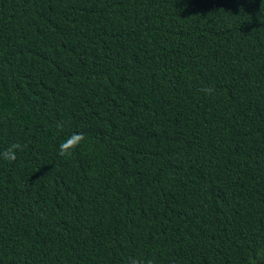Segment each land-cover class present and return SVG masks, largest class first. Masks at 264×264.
<instances>
[{"label": "trees", "instance_id": "obj_1", "mask_svg": "<svg viewBox=\"0 0 264 264\" xmlns=\"http://www.w3.org/2000/svg\"><path fill=\"white\" fill-rule=\"evenodd\" d=\"M13 143L0 264H264V0H0Z\"/></svg>", "mask_w": 264, "mask_h": 264}, {"label": "clouds", "instance_id": "obj_2", "mask_svg": "<svg viewBox=\"0 0 264 264\" xmlns=\"http://www.w3.org/2000/svg\"><path fill=\"white\" fill-rule=\"evenodd\" d=\"M206 93H210L211 89H205ZM85 137L80 133H73L65 141L59 145V155L62 157L70 158L75 152L76 148L84 141ZM23 147L19 143H13L8 148L0 152V159L7 161L8 163H14L17 159V152L23 151ZM250 264H259L255 258L250 259Z\"/></svg>", "mask_w": 264, "mask_h": 264}]
</instances>
